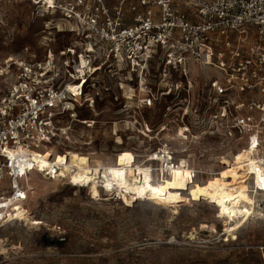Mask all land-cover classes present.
I'll list each match as a JSON object with an SVG mask.
<instances>
[{
  "label": "built area",
  "instance_id": "1",
  "mask_svg": "<svg viewBox=\"0 0 264 264\" xmlns=\"http://www.w3.org/2000/svg\"><path fill=\"white\" fill-rule=\"evenodd\" d=\"M29 1L35 13L48 12L53 23L61 19L73 39L71 47L48 50L41 60L7 57L0 63V228L24 224L17 208L28 210L30 174L87 189L72 182V169L63 175L53 161L74 124L92 127L99 118L95 109L107 102L123 121L126 109H151L165 94L188 92L192 66L214 74L205 84L206 122L225 123L242 140V151L264 158V0ZM83 111L93 117L80 118ZM183 133L190 135L189 128ZM146 159L153 178L180 165L166 143ZM189 172V180L208 176ZM88 176L89 184L121 202L113 185ZM252 187L256 197L264 193L260 184Z\"/></svg>",
  "mask_w": 264,
  "mask_h": 264
},
{
  "label": "rangeland",
  "instance_id": "2",
  "mask_svg": "<svg viewBox=\"0 0 264 264\" xmlns=\"http://www.w3.org/2000/svg\"><path fill=\"white\" fill-rule=\"evenodd\" d=\"M36 10L29 0H0V63L7 57L41 60L48 50L71 47L69 27ZM212 77L211 70L192 66L188 92L165 94L151 109H126L123 121L107 102L95 109V125L74 124L54 151H74L111 166L119 154L141 163L166 143L180 165L187 162L208 175L197 181L219 176L226 170L221 161L231 160L243 143L225 123L206 122L201 113ZM79 116L93 117L88 111ZM28 178L27 208L37 224L0 228V264H264V193L255 197L254 210L231 238L225 235V218H217L193 190L183 193L186 201L175 209L149 200L127 206L98 190L91 196L89 187L71 188L38 174Z\"/></svg>",
  "mask_w": 264,
  "mask_h": 264
},
{
  "label": "bare ground",
  "instance_id": "3",
  "mask_svg": "<svg viewBox=\"0 0 264 264\" xmlns=\"http://www.w3.org/2000/svg\"><path fill=\"white\" fill-rule=\"evenodd\" d=\"M72 91L76 92L77 89L72 88ZM87 122L90 123V121ZM116 157L114 164L105 166L101 161L92 160L87 155L66 151L64 154L55 153L53 161L62 165L61 174L63 175L72 169L71 172L73 173L70 174L72 182L76 184V182L82 181L88 184L87 187L91 190V196H94L97 190L100 191L95 182L92 181L89 184L92 179L88 174H93L106 186L113 185L121 197V203L127 206L142 198L159 205L172 206L175 209L177 204L186 201L183 193L193 190L198 198L212 205L216 210L217 218H225V225L227 226L225 235L231 238L235 237V232L248 219L255 207L256 193L248 194L246 189L248 183L253 185L264 182L262 174L264 158L246 150L239 151L231 160L223 159L221 164L225 166L226 170H223L224 172L221 174L219 173V176H211L203 182L189 180L190 167H188L187 162L172 170L169 175L156 180L150 173L149 160L146 159L140 163L129 161L124 154H119ZM237 157L240 159L237 160ZM45 158L49 160L52 158L51 150L46 152ZM42 164L49 166V162L46 161H42ZM225 173L227 175H224ZM17 210V218L23 220L25 225L37 224L28 216V210H21L20 208ZM2 242L3 240L0 239V244Z\"/></svg>",
  "mask_w": 264,
  "mask_h": 264
},
{
  "label": "snow or ice",
  "instance_id": "4",
  "mask_svg": "<svg viewBox=\"0 0 264 264\" xmlns=\"http://www.w3.org/2000/svg\"><path fill=\"white\" fill-rule=\"evenodd\" d=\"M253 146H255V138L253 137ZM240 157H237V160H239ZM224 175H227V173H225ZM260 187L264 188V182H262L260 184ZM245 199H247V197H245ZM249 203H251V201H249ZM245 211H247V209H245Z\"/></svg>",
  "mask_w": 264,
  "mask_h": 264
}]
</instances>
